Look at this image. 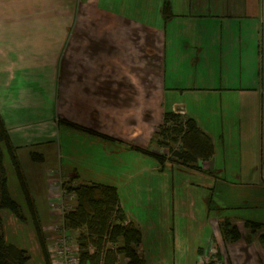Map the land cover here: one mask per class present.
Wrapping results in <instances>:
<instances>
[{
    "label": "crops",
    "instance_id": "0c3cea01",
    "mask_svg": "<svg viewBox=\"0 0 264 264\" xmlns=\"http://www.w3.org/2000/svg\"><path fill=\"white\" fill-rule=\"evenodd\" d=\"M164 1L0 0V117L34 212L2 144L24 217L2 210L3 222L25 231L59 169L72 184L117 188L149 264H202L223 217L264 223V0H167L168 19ZM175 109L212 139L199 169L160 170L131 148L158 152L149 139ZM55 223L39 221L45 238Z\"/></svg>",
    "mask_w": 264,
    "mask_h": 264
},
{
    "label": "trees",
    "instance_id": "16d2710c",
    "mask_svg": "<svg viewBox=\"0 0 264 264\" xmlns=\"http://www.w3.org/2000/svg\"><path fill=\"white\" fill-rule=\"evenodd\" d=\"M164 18L172 16L169 1H164L161 7ZM156 142L162 146H169V142H179L176 148H169L168 156L154 152L150 148L131 146L136 151L154 157L159 163V169L165 167L166 162L177 163L188 168L199 169L197 162L208 160L214 153L211 137L198 127L196 121L185 114L175 111L163 113V123L155 131ZM2 144H6L10 151L12 162L16 170L26 201L32 209L31 198L14 156V150L9 143L7 129L0 117V212L8 210L16 218L23 220L20 206L11 197L8 190L7 174L3 164ZM33 160H38L40 154L33 152ZM69 191H74L77 196L76 206L65 214L67 227L79 230V260L81 264H149L139 252L142 240L140 229L128 218L119 203L118 190L114 185L101 183L64 184ZM208 210L216 209L212 198L207 200ZM33 212V209H32ZM34 213V212H33ZM35 233L43 254L44 263L50 264L47 256L45 235L35 214L32 216ZM246 227L252 231L262 225L258 222L246 220ZM222 234L232 241L241 238L238 227L225 219L221 225ZM264 245V232L259 235ZM248 242L250 238L247 236ZM126 258L120 262L117 255ZM215 259L219 258L216 251ZM30 256L26 249L20 248L6 241L3 230V221L0 214V264H27ZM204 264H219L210 259Z\"/></svg>",
    "mask_w": 264,
    "mask_h": 264
},
{
    "label": "rangeland",
    "instance_id": "374dc122",
    "mask_svg": "<svg viewBox=\"0 0 264 264\" xmlns=\"http://www.w3.org/2000/svg\"><path fill=\"white\" fill-rule=\"evenodd\" d=\"M1 16L2 15L0 14V17ZM262 48H264V40H262ZM262 57H263L262 75H263V83H264V51L262 53ZM174 111L184 114L182 110L175 109ZM162 123H163V117L159 125L156 126L155 131H157V129L162 125ZM155 131L153 133V136H151V138L149 139L151 143L150 146H152L156 151H158V153H162L168 156L170 153L169 148H176L179 145V142L170 141L168 143L169 146L162 147L156 142V137H154ZM181 173L183 174L186 172L183 171ZM263 174H264V168H263ZM64 181H65L64 184H66V182H71L70 180H67V179H65ZM195 187L197 188V186ZM262 188H264V186H262ZM197 193L198 195H202L200 190H198ZM204 194L206 195L207 192H205ZM7 212L10 213L9 211ZM3 219H4L3 223L5 225V229L7 230V233H8L7 240L15 241L18 246H24L28 250L30 259L27 264H43L44 263L43 255L41 254V251L38 247L37 239L33 232L31 217H27V228L28 229L26 228L25 231L23 232L19 231V229L16 228L12 222L8 221L6 217H3ZM38 219L42 224L54 223L57 220V218L52 214L49 205H46V204H42V207L39 209ZM225 219L229 220L231 224H234L237 227L239 226L238 229L241 232V238L239 240L232 241L228 237L222 234L221 225ZM245 221L246 220L242 222L240 220L238 221L239 225H237L236 224L237 221L235 219L233 221L228 217H223L217 221L215 220V224H214L215 234H213V240H212L211 247L213 248V250L219 252V258L220 260H222L221 263L219 262L217 257L215 259L219 264H264V259L262 257V250L264 251V245H263L262 240L259 237V235L264 232V223L259 222V221L250 220L253 222L261 223L262 225L260 228H256L254 231H252L250 227H246L244 225ZM209 231L210 229L207 227L205 236L208 235ZM12 233L14 234L13 238H11ZM247 236L250 238L249 242H248Z\"/></svg>",
    "mask_w": 264,
    "mask_h": 264
},
{
    "label": "built area",
    "instance_id": "2783aa9c",
    "mask_svg": "<svg viewBox=\"0 0 264 264\" xmlns=\"http://www.w3.org/2000/svg\"><path fill=\"white\" fill-rule=\"evenodd\" d=\"M48 201L52 214L57 218L45 238L47 256L50 264H81L79 260V230L69 228L65 224V214L76 206L77 196L74 191L67 190L59 169L49 171ZM216 251L212 247L201 257V263L215 260ZM120 262L126 258L117 255Z\"/></svg>",
    "mask_w": 264,
    "mask_h": 264
}]
</instances>
